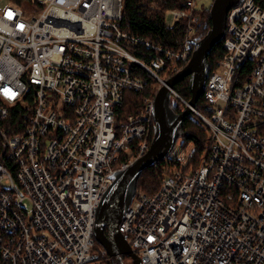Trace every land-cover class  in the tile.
Returning a JSON list of instances; mask_svg holds the SVG:
<instances>
[{
    "label": "built area",
    "instance_id": "1",
    "mask_svg": "<svg viewBox=\"0 0 264 264\" xmlns=\"http://www.w3.org/2000/svg\"><path fill=\"white\" fill-rule=\"evenodd\" d=\"M123 2L0 0V119L34 96L26 130L1 129L16 165L0 162V264L132 262L96 246V208L115 172L150 149L154 98L136 112L120 107L126 89L146 87L137 67L158 90L190 60L198 16L196 0L166 11L168 24L188 18L175 50L124 31ZM224 40L204 105L191 106L210 135L202 159L191 163L188 147L120 223L140 264H264V1L230 9ZM136 43L154 55L137 56Z\"/></svg>",
    "mask_w": 264,
    "mask_h": 264
},
{
    "label": "trees",
    "instance_id": "2",
    "mask_svg": "<svg viewBox=\"0 0 264 264\" xmlns=\"http://www.w3.org/2000/svg\"><path fill=\"white\" fill-rule=\"evenodd\" d=\"M257 1L263 3L264 0ZM188 2L189 0H124L120 26L124 31L150 40L154 44L180 50L183 48V44L187 39L188 18L183 16L177 19L174 24H168L166 21V11L170 8L187 10L190 7ZM211 5L203 9L195 7V14L198 16V20L193 23L195 26L193 38L191 39L193 51L196 48L194 42L203 38L212 26V18L210 15ZM172 15L173 13H170V17ZM131 48L134 54L144 59L151 58L155 53L153 48L141 43L132 44ZM225 53L226 46L225 40L223 39L213 47L209 55L210 71H214L218 67ZM187 63L188 61L181 62L179 71ZM136 74L143 77L146 87L143 91L134 89L125 90V101L120 107L121 113L139 111L143 106V100L146 96L155 98L157 94L158 82L147 70L142 67H137ZM174 88L188 101L191 100L190 76L179 80L174 85ZM33 103L34 96L30 94L28 96V102L16 104L10 109L8 115L0 119V162H3L12 170L16 164L8 155V147L2 137L1 129L6 130L9 134L23 133L28 127L30 115L34 107ZM171 105L176 112L182 110L179 103L171 102ZM203 105L204 98L202 94L197 102V107L202 108ZM209 139L210 135L208 130L194 113H190L184 118V133L179 140L182 149H187L193 145L190 162L194 165H197L202 159L209 145ZM180 162L178 155L172 157L170 154L168 157L145 168L139 177L137 192L145 191L149 194L155 193L160 187L162 178L169 172L170 166L177 165ZM105 232L107 234L109 233L108 227L105 228ZM105 264H110V262L107 261Z\"/></svg>",
    "mask_w": 264,
    "mask_h": 264
},
{
    "label": "water",
    "instance_id": "3",
    "mask_svg": "<svg viewBox=\"0 0 264 264\" xmlns=\"http://www.w3.org/2000/svg\"><path fill=\"white\" fill-rule=\"evenodd\" d=\"M243 0H213L210 15L212 26L203 38L194 42L196 48L187 65L170 77L157 91L154 98L155 133L150 149L129 167L115 172L114 180L96 208L95 238L112 256L127 255L130 264H140L127 236L120 230V223L137 193L138 180L148 166L168 157L184 133V118L191 113L206 89L210 74L209 55L213 47L226 37L228 13ZM190 76L192 98L190 105L176 112L171 105V91L179 80ZM108 227L109 233L105 232Z\"/></svg>",
    "mask_w": 264,
    "mask_h": 264
},
{
    "label": "rangeland",
    "instance_id": "4",
    "mask_svg": "<svg viewBox=\"0 0 264 264\" xmlns=\"http://www.w3.org/2000/svg\"><path fill=\"white\" fill-rule=\"evenodd\" d=\"M212 1L213 0H197L196 1L197 2V8L198 9H203L205 6L209 7L212 4ZM204 4H205V6H204ZM31 8L32 7H28V9H31ZM171 102H175V103H179L180 104L178 98L174 94L171 96ZM183 108L184 107H182V109ZM192 146L193 145H191L190 148H192ZM186 153H189V150L186 151V149H182L181 143H180V140H179L178 143L176 144L174 150L171 152V156L172 157L173 156H177V155L178 156H184V155H186ZM96 246L100 247V248L103 247V245L101 243H99L98 241H97Z\"/></svg>",
    "mask_w": 264,
    "mask_h": 264
},
{
    "label": "crops",
    "instance_id": "5",
    "mask_svg": "<svg viewBox=\"0 0 264 264\" xmlns=\"http://www.w3.org/2000/svg\"><path fill=\"white\" fill-rule=\"evenodd\" d=\"M197 1V0H196ZM204 6H205V4H204ZM195 7H197V2H196V4H195ZM206 7V6H205Z\"/></svg>",
    "mask_w": 264,
    "mask_h": 264
}]
</instances>
